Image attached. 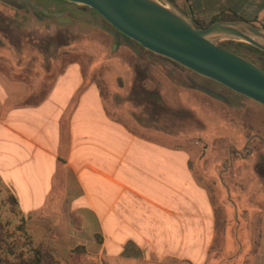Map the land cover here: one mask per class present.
<instances>
[{"label":"crops","instance_id":"obj_1","mask_svg":"<svg viewBox=\"0 0 264 264\" xmlns=\"http://www.w3.org/2000/svg\"><path fill=\"white\" fill-rule=\"evenodd\" d=\"M174 1L203 21L220 13L264 21V0ZM15 66L0 64V185L9 188L21 216L49 227L53 218L59 222L72 214L83 226L93 221L92 233L109 264H217L229 253L235 264H264L263 210H254L261 219L253 228L247 213H237L251 237L250 252L243 251L248 245L232 241L230 212L219 196L215 205L206 192L167 191L168 180H186L177 158L181 150L125 127L90 85L72 105L70 95L82 83V77L74 81L76 68L66 67L55 86L34 97L22 67ZM184 167L189 175L187 162ZM55 177L67 189L60 204L47 205ZM76 184L89 186L91 192L83 189L89 206L71 193Z\"/></svg>","mask_w":264,"mask_h":264},{"label":"rangeland","instance_id":"obj_2","mask_svg":"<svg viewBox=\"0 0 264 264\" xmlns=\"http://www.w3.org/2000/svg\"><path fill=\"white\" fill-rule=\"evenodd\" d=\"M37 1L43 6L48 1L64 10L69 8L60 0ZM20 3L13 0L10 5L19 7ZM67 11L73 16L81 13ZM13 15L0 5V64L22 67V76L34 88V97L55 86L56 78L66 67L79 70L74 81L82 77V83L70 95L71 104L90 85L100 92L107 112L125 127L152 142L181 150L177 158L186 180H168L167 191L200 195L206 192L215 205L219 196L223 208L230 212L227 229L232 233V241H245L248 246L243 251L250 252L251 237L237 213L241 216L247 213V225L253 228L261 219L254 210L264 212V106L217 82H214L215 88L202 83L180 87L175 80L167 79L158 66L144 68L145 63L137 56L141 51L139 46L133 43V49L127 37L124 36L125 42L134 54L114 50L120 34L111 49L110 37L100 30L86 36L72 33L68 40L64 30L31 29L26 32L29 38L24 40L22 35L17 36L16 26L9 25L10 20L14 21ZM258 26H264V21ZM228 41H220L221 46ZM227 49L264 68L263 54L244 46ZM156 55L148 51L151 60ZM168 60L156 64L173 65L179 75L188 73L189 69ZM198 86L221 95L223 100L203 92ZM66 88L72 90L69 85ZM59 94L58 86L53 95L59 97ZM185 162L191 169L189 175ZM48 186L52 202L48 200L47 205L60 204L67 186L57 177ZM70 187L77 202L89 206L83 196V189L91 192L89 186ZM9 191L8 187L0 185V238L5 264H28L32 247L42 250V264L110 263L102 256L98 236L92 233L93 221L83 226L79 217L72 214L59 222L53 218L54 223L49 227L48 223L21 216L10 200ZM199 236L202 237L201 232ZM227 257L229 259L225 257L217 264H235L231 253ZM209 264H213V260Z\"/></svg>","mask_w":264,"mask_h":264},{"label":"water","instance_id":"obj_3","mask_svg":"<svg viewBox=\"0 0 264 264\" xmlns=\"http://www.w3.org/2000/svg\"><path fill=\"white\" fill-rule=\"evenodd\" d=\"M66 1L94 9L115 29V40L123 34L133 49L137 43L264 106V68L220 44L235 41L264 52V26L235 19L198 27L174 0ZM199 88L223 100L206 87Z\"/></svg>","mask_w":264,"mask_h":264},{"label":"flooded vegetation","instance_id":"obj_4","mask_svg":"<svg viewBox=\"0 0 264 264\" xmlns=\"http://www.w3.org/2000/svg\"><path fill=\"white\" fill-rule=\"evenodd\" d=\"M60 1H64V3L69 6L67 10H72V13H81L77 16H73L69 11L59 8L56 4H48V1L45 3L46 6L41 5L43 3H39L37 0L20 1L21 3L19 4V7H15L0 0V5L6 10H9L10 14H14L12 18L14 21L10 20L12 23H9V25L14 27L16 26V31H18L17 36L22 35V37H24V40L29 38V35L26 34V32H29V30L31 29H50L52 31L64 30V35H66L68 40L70 39L72 33H76L78 35L82 34L81 36H86L87 34L100 30L110 37L111 49V46L115 43V35L113 34V31L115 29L103 17H101L94 9L88 6L76 4L66 0ZM81 7H83V9H81ZM22 33H24V35ZM53 34L55 35L54 32ZM119 36V41L115 43L114 50L122 49L134 54L126 44L124 35L120 34ZM136 45H138L140 48L139 50H141L139 52V55L137 56H139L138 59L142 60L145 63L144 68L149 70L151 67L157 68L158 66L160 71L162 70L164 76H166L167 79L169 77L170 79L175 80L174 82L180 87L189 88L196 83H202V85H208L215 88V85L219 84H215V81L204 78L196 73H193L190 70H188L187 72L189 74H193L188 75V73L185 72V74L179 75L178 73H176V68L173 67V65H163L162 67H160L156 64V62L169 60L165 57L157 55L153 56L154 60H151L148 56V51L142 48L139 44L136 43ZM174 64L180 66L177 63Z\"/></svg>","mask_w":264,"mask_h":264},{"label":"trees","instance_id":"obj_5","mask_svg":"<svg viewBox=\"0 0 264 264\" xmlns=\"http://www.w3.org/2000/svg\"><path fill=\"white\" fill-rule=\"evenodd\" d=\"M193 23L198 26V27H205L207 25H209L210 23L216 21V20H220V19H243V20H246L254 25H263L262 23H255L257 22L256 19H248L244 16H241V15H237V14H233V15H230L228 17H225V15L223 13H220L214 17H212L209 21H203L201 19H197V18H194V17H191ZM222 46L226 47V48H231V49H237L239 46H244V47H247V48H251L261 54L264 55V52L251 46V45H248V44H244V43H240V42H233V41H228V42H225L224 44H222ZM10 200L12 201V203H15V200L13 197L10 198ZM0 228H1V224H0ZM31 255H30V259L28 261V264H42V250H40L38 247H32L31 249ZM3 247H2V243H1V238H0V264H5V261H4V256H3ZM11 264H15L16 262H10Z\"/></svg>","mask_w":264,"mask_h":264}]
</instances>
